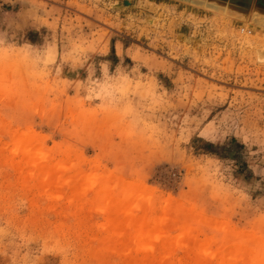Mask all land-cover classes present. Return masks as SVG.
I'll list each match as a JSON object with an SVG mask.
<instances>
[{"label": "rangeland", "instance_id": "obj_1", "mask_svg": "<svg viewBox=\"0 0 264 264\" xmlns=\"http://www.w3.org/2000/svg\"><path fill=\"white\" fill-rule=\"evenodd\" d=\"M263 50L264 0H0V264H264Z\"/></svg>", "mask_w": 264, "mask_h": 264}, {"label": "bare ground", "instance_id": "obj_2", "mask_svg": "<svg viewBox=\"0 0 264 264\" xmlns=\"http://www.w3.org/2000/svg\"><path fill=\"white\" fill-rule=\"evenodd\" d=\"M264 51V50H263ZM260 52H261V49H260ZM261 53H263V52H261ZM262 56H264V55H262ZM260 57H261V55H260Z\"/></svg>", "mask_w": 264, "mask_h": 264}]
</instances>
